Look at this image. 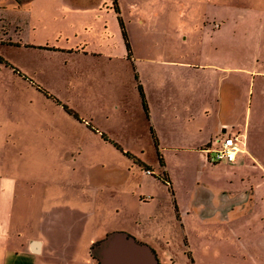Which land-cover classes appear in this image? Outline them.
Returning a JSON list of instances; mask_svg holds the SVG:
<instances>
[{"label":"rangeland","instance_id":"obj_1","mask_svg":"<svg viewBox=\"0 0 264 264\" xmlns=\"http://www.w3.org/2000/svg\"><path fill=\"white\" fill-rule=\"evenodd\" d=\"M1 4L0 188L16 178L21 184L34 183L40 195L47 193L45 204H52L50 194L64 188L68 198L69 188L80 183L83 173L89 175L91 167L99 169L110 160L120 170L130 167L127 187L143 173L151 177L143 188L152 196L147 201L154 205L163 199L158 212L171 226L164 229L167 244L155 238L160 232L152 233L148 241L139 231L133 233L138 240L156 246L163 264H194L197 255L204 264H227L226 252L208 254L207 245L192 251L174 222L172 187L162 180L166 160L160 149L155 150L158 143L153 128L136 119H140L143 99L138 87L143 90L144 86L132 63L123 59H233L235 68L260 72L264 70V0H103L104 12L106 7L111 10L97 25L96 42L90 38L91 43L76 53L59 50L67 45L66 35L73 33L65 26V14L54 10L59 0H35L22 7L16 0ZM115 5L118 13L112 9ZM95 30L94 26L78 34L87 39ZM56 37L60 41L52 42L53 47L42 46L44 38L52 41ZM101 51L107 54L95 53ZM161 68L165 74L167 67ZM106 115L115 118L108 122ZM77 118L91 124L94 131L98 128L99 134L92 133L96 141H85ZM63 141L68 143L60 144ZM57 151L73 157L79 154L71 164L68 156L60 157ZM164 154L171 166L169 175L175 178L173 183L170 177L174 189L176 173L184 162ZM136 160L147 163L152 174ZM71 167L75 169L68 172L77 174V179L62 175ZM90 177L87 183L92 184ZM68 179V184H59ZM141 192H135V199L140 200ZM129 204L133 210L144 205ZM33 212V207L25 208L24 217ZM40 216L45 220L44 213ZM156 222L152 226L160 229ZM217 246L220 249L215 253L224 250V245Z\"/></svg>","mask_w":264,"mask_h":264},{"label":"crops","instance_id":"obj_2","mask_svg":"<svg viewBox=\"0 0 264 264\" xmlns=\"http://www.w3.org/2000/svg\"><path fill=\"white\" fill-rule=\"evenodd\" d=\"M16 1L22 7L35 0ZM59 1L60 6H54V10L65 14V26L73 29L64 39L67 45L59 46V50L76 53L79 48L96 42L97 25L106 20L110 7L104 12L103 0ZM1 3L2 0L0 6ZM94 26L96 30L87 39H81L82 34L78 33L88 32ZM57 38L52 41L44 38L41 44L51 45L60 41ZM123 60L132 63L144 86L147 113L141 101L140 119L135 118L154 130L158 143L155 150H161L167 164L161 165L163 176L168 179L167 187H172L173 220L188 247L194 251L207 245L208 254L214 255L226 252L227 264H264V70L235 68L233 59ZM161 66L167 67L165 74ZM87 118L93 120L91 114ZM105 118L109 122L115 117L106 115ZM76 120V125L84 129L85 141H96L92 133L99 134L98 128L94 131L91 124ZM229 134L238 135L239 148L234 160L212 162V150L219 144L216 136ZM102 136L113 140L111 136ZM105 139L102 140L107 142ZM57 152L60 157L68 156L71 164L79 154L73 157ZM164 152L184 162L176 173L175 191L172 184L175 178L169 175L171 166ZM111 163L108 160V165L103 163L96 170L94 165L89 175L83 173L81 178L85 183L80 179V183L72 185L68 198L64 188L49 193L54 200L52 204H45L49 199L47 193L40 195L34 183L21 184L16 178L3 185L0 188V264H96L92 246L115 230L125 231L136 240L133 233L139 231L146 235L144 241L152 233L160 232L155 238L167 244L166 231L171 226L158 212L163 199L153 205L147 201L152 196L143 192L151 177L142 173L127 187L130 167L124 171ZM74 169L71 167L61 174L74 179L78 175L68 172ZM10 176L15 177L13 173ZM88 176L92 184L87 183ZM66 181L59 184H68L69 179ZM136 191H142L140 200L134 197ZM130 201L149 207L140 205L139 210H133ZM32 207L34 212L24 217V209ZM41 213L45 214V220ZM154 220L158 222L153 224L160 225V229L152 226ZM192 238L196 240L194 243ZM219 243L224 245V250L215 253L220 249ZM148 245L155 249L159 263L163 264L156 246ZM198 256L193 263L204 264Z\"/></svg>","mask_w":264,"mask_h":264},{"label":"water","instance_id":"obj_3","mask_svg":"<svg viewBox=\"0 0 264 264\" xmlns=\"http://www.w3.org/2000/svg\"><path fill=\"white\" fill-rule=\"evenodd\" d=\"M96 264H160L155 251L125 231H111L92 246Z\"/></svg>","mask_w":264,"mask_h":264},{"label":"built area","instance_id":"obj_4","mask_svg":"<svg viewBox=\"0 0 264 264\" xmlns=\"http://www.w3.org/2000/svg\"><path fill=\"white\" fill-rule=\"evenodd\" d=\"M216 137V142H218L219 144L212 150V156L210 157V160L212 162L233 161L236 151L239 148L238 135L229 134L225 135L224 137ZM147 172L149 173L150 171Z\"/></svg>","mask_w":264,"mask_h":264},{"label":"trees","instance_id":"obj_5","mask_svg":"<svg viewBox=\"0 0 264 264\" xmlns=\"http://www.w3.org/2000/svg\"><path fill=\"white\" fill-rule=\"evenodd\" d=\"M114 9H115V11L118 13L119 12V9H118V6L117 5H115L114 6ZM2 59H0V61H1ZM139 88V90H140V92H141V94H142V104H143V107H144V110H145V112L147 113V105H146V101H145V98H144V93H143V90H141V87L139 86L138 87ZM68 111H71V114L72 115H74V116H77L74 112H72V110H68ZM136 162L137 163H140L143 167H144V170L147 172V171H150L149 173L150 174H152V171L150 170V169H148V168H146V165L143 163V162H141L140 160H136ZM161 177V176H160ZM162 180H164V181H166V183H167V181H168V179H167V177L165 178L164 176H162ZM94 256V255H93ZM94 258L96 259V257L94 256ZM97 260V259H96Z\"/></svg>","mask_w":264,"mask_h":264},{"label":"flooded vegetation","instance_id":"obj_6","mask_svg":"<svg viewBox=\"0 0 264 264\" xmlns=\"http://www.w3.org/2000/svg\"><path fill=\"white\" fill-rule=\"evenodd\" d=\"M37 89L41 90L40 88H37Z\"/></svg>","mask_w":264,"mask_h":264}]
</instances>
